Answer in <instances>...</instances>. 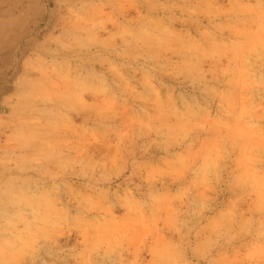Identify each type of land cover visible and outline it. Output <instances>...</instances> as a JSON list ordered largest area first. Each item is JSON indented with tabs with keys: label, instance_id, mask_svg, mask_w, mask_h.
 Returning <instances> with one entry per match:
<instances>
[{
	"label": "rangeland",
	"instance_id": "374dc122",
	"mask_svg": "<svg viewBox=\"0 0 264 264\" xmlns=\"http://www.w3.org/2000/svg\"><path fill=\"white\" fill-rule=\"evenodd\" d=\"M53 73L73 107L40 87ZM129 188L193 264H261L264 0H0V247L38 233L20 264H153V235L85 242V220L129 221Z\"/></svg>",
	"mask_w": 264,
	"mask_h": 264
},
{
	"label": "clouds",
	"instance_id": "9594fccd",
	"mask_svg": "<svg viewBox=\"0 0 264 264\" xmlns=\"http://www.w3.org/2000/svg\"><path fill=\"white\" fill-rule=\"evenodd\" d=\"M52 76L56 79L49 78L52 80L51 88L44 85L40 87L49 99L59 102L61 109L73 107L78 99L79 85L77 81L60 73H53ZM64 127H67L66 123ZM206 162L208 161L206 160ZM122 199L130 215L129 221L125 224H119L105 217L102 223L93 225L85 220L84 235L86 243L92 245L94 250L104 246L109 252H114L119 248L142 242L146 235H153L159 240L156 259L153 264H193V261L184 258L178 245H169L160 237L159 223L155 220L150 221L145 213V210L152 206L149 201L137 200L135 192L131 188L125 191ZM150 199L151 201H157L154 196ZM99 206L100 202L92 205L93 208ZM261 208L264 210V198L261 201ZM91 210V208H88L85 211ZM59 227H61L60 219L49 217L45 220L44 227L38 229V232L55 231ZM261 229H264V220L261 221ZM37 235L38 233H29L28 237L18 236L16 241L9 246L0 247V264H20V259L27 254L29 249L33 248ZM252 255L259 256L261 264H264V247ZM130 264H136V261H132Z\"/></svg>",
	"mask_w": 264,
	"mask_h": 264
}]
</instances>
